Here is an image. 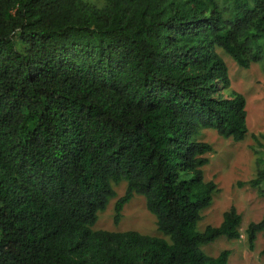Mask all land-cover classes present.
Returning <instances> with one entry per match:
<instances>
[{
    "label": "trees",
    "instance_id": "16d2710c",
    "mask_svg": "<svg viewBox=\"0 0 264 264\" xmlns=\"http://www.w3.org/2000/svg\"><path fill=\"white\" fill-rule=\"evenodd\" d=\"M219 49L264 73V0H0V264H229L202 248L241 215L198 229L202 131L248 132ZM121 183L114 221L142 196L161 237L93 230Z\"/></svg>",
    "mask_w": 264,
    "mask_h": 264
},
{
    "label": "rangeland",
    "instance_id": "374dc122",
    "mask_svg": "<svg viewBox=\"0 0 264 264\" xmlns=\"http://www.w3.org/2000/svg\"><path fill=\"white\" fill-rule=\"evenodd\" d=\"M218 53L227 67L229 90L241 94L246 101L248 132L243 141L234 142L219 136L213 129L202 131L200 140L213 149L206 156L208 164L203 168L204 180L214 182L218 193L214 195L211 206L203 211L198 229L203 231L207 226H219L223 214L232 207L241 215L242 222L239 239L220 237L204 246L202 251L216 257L227 250L230 252L229 264H264V231L257 234L252 250L246 238L248 225L260 222L264 215V140L259 138L255 142L252 138L253 135H264V73L260 63L244 69L222 50L219 49ZM256 179H259V184L251 186L249 182ZM113 188L116 197L98 215L93 230L133 231L161 237L155 218L147 210L142 196L136 195L125 204L120 220L114 221L115 202L124 195L126 186L121 183Z\"/></svg>",
    "mask_w": 264,
    "mask_h": 264
}]
</instances>
